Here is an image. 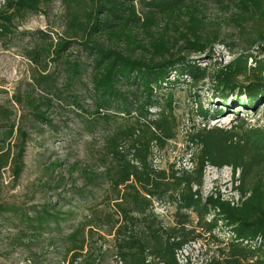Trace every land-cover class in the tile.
I'll use <instances>...</instances> for the list:
<instances>
[{
    "label": "trees",
    "instance_id": "1",
    "mask_svg": "<svg viewBox=\"0 0 264 264\" xmlns=\"http://www.w3.org/2000/svg\"><path fill=\"white\" fill-rule=\"evenodd\" d=\"M2 1L0 37L11 33L13 19L39 13L52 2ZM60 1L66 37L53 44L48 34L41 33L42 46L28 55L37 63L42 51L58 56L59 51L76 43L90 59L84 89L93 112L82 110L86 115L79 116L90 130L105 127L100 130L107 158L103 174L118 213L109 228L117 241L118 263L191 264L187 260L180 263L177 252L187 243L203 238L204 233L218 241L213 231L223 228L229 232L228 239L217 247L216 254L199 264H264V125L245 127L242 120L228 128L205 124L207 118L225 110L236 113L264 103V59L247 52L256 45L264 54V0ZM208 3L220 7L235 4L240 25L246 18L255 19L243 38L245 52L213 69L181 54L206 53L215 43L217 35L210 39L202 30L200 7ZM160 23L163 27L158 28ZM78 70L77 63L70 64L69 82L76 79ZM172 73L177 78L171 79ZM184 78L189 79V85L210 80L215 90L212 97L218 105L206 108L199 97L196 99V114L204 123L193 125L186 135L190 167L158 168L152 163L153 148L173 140L177 128L173 92L159 93ZM33 82L44 83L46 88L51 79L39 73L33 75ZM76 97H72L71 104L82 109ZM208 165L231 169L235 201L219 194L201 197L199 188ZM153 200L174 204L177 218L172 225L163 226L156 218ZM191 211L196 221L188 228ZM209 212L212 217L206 221ZM27 219L35 222L31 227L36 231L49 221L57 222V216L46 210ZM86 235L82 224L68 235L71 241L78 236L80 239L68 247L71 255L67 264H92L89 247L83 262H77L89 244Z\"/></svg>",
    "mask_w": 264,
    "mask_h": 264
},
{
    "label": "rangeland",
    "instance_id": "2",
    "mask_svg": "<svg viewBox=\"0 0 264 264\" xmlns=\"http://www.w3.org/2000/svg\"><path fill=\"white\" fill-rule=\"evenodd\" d=\"M2 4L0 0V7ZM228 5L220 7L208 3L200 7L202 30L210 39L215 34L217 37L209 52L183 51L181 54L191 62L208 69L220 68L240 52H245L247 47L243 38L251 31L255 19L246 18L240 25L236 19V5ZM261 5L264 10V4ZM161 27L162 23L158 28ZM64 30L63 6L60 0H52L39 13L13 19L11 33L0 37V264H67L71 255L67 252L68 247L72 241L80 239L78 236L71 241L68 235L80 224L89 238V246L85 245L77 262H83L89 247L92 264H119L117 241L109 231L118 213L107 177L103 174L107 158H104L100 130L105 127L99 125L90 130L79 116L86 115L82 110L93 112L91 99L84 89L90 59L76 43L59 51L58 56L42 51L37 63L28 55L42 46L41 33L48 34L55 44L66 37ZM247 52L257 59H264L256 45L247 48ZM72 63H77L79 70L76 79L69 82L68 69ZM39 73L49 75L48 87L45 88L44 83L34 85L33 75ZM173 75H170L171 79L176 77ZM189 82L184 78L159 93L173 92L177 128L173 140L163 147L153 148L152 163L158 168L190 167L186 135L193 125L204 123L196 114V99L199 97L206 108L218 105V100L212 97L215 90L210 80L194 85ZM74 95L82 109L71 104ZM229 111L207 118L205 124L228 128L242 120L245 127L264 125V103L236 113ZM237 175L236 172L235 177ZM234 185L228 166L208 165L199 193L202 198L219 194L235 201ZM45 210L56 215L57 222L49 221L42 230L36 231L31 227L35 222L27 218ZM152 212L163 226L172 225L177 218L174 204L169 202L153 200ZM188 213L191 221L188 228H191L196 214ZM211 217L209 212L205 220ZM213 234L218 241L204 233L203 238L183 246L177 252L178 261L199 264L216 254L217 247L228 239L229 232L217 228Z\"/></svg>",
    "mask_w": 264,
    "mask_h": 264
}]
</instances>
